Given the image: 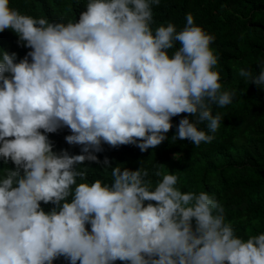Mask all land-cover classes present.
Segmentation results:
<instances>
[{"label": "clouds", "instance_id": "1", "mask_svg": "<svg viewBox=\"0 0 264 264\" xmlns=\"http://www.w3.org/2000/svg\"><path fill=\"white\" fill-rule=\"evenodd\" d=\"M160 2L87 0L78 21L64 23L0 0V32L30 49L18 61L0 51V157L14 166L0 169V264H264V233L238 237L208 192H182L164 165L152 181L112 156L156 148L180 114L195 120L180 119L172 139L210 144L222 122L211 105L233 102L215 70L214 36L191 13L179 31L171 22L153 30ZM258 66L239 75L260 87ZM205 122L207 131L197 127ZM61 136L82 154L53 151ZM96 153L105 171L116 165L111 183H89L78 167L100 163Z\"/></svg>", "mask_w": 264, "mask_h": 264}, {"label": "trees", "instance_id": "2", "mask_svg": "<svg viewBox=\"0 0 264 264\" xmlns=\"http://www.w3.org/2000/svg\"><path fill=\"white\" fill-rule=\"evenodd\" d=\"M9 3L21 14L46 17L50 22L58 18L67 23L78 21L87 0H9ZM188 13L197 26L215 38L210 47L218 57L215 70L220 73L222 91H235L230 105L223 108L211 105V114L222 117L218 131L209 133L215 139L199 147L188 140H173L180 119L187 116L190 122L195 120L192 115L180 114L172 118V128L156 148L142 153L135 146H123V153L112 156L117 166L122 164L129 170L147 168L152 181L156 177L152 175L155 166L164 165L163 172L180 178L176 186L182 192H208L224 206L226 221L232 223L235 234L246 240L250 235L264 233V85L248 83L239 71L251 69L258 73V65L264 66V0H161L158 7H153L151 27L154 30L171 22L179 31ZM17 39L11 30L0 32V51L15 52L18 61L30 49L18 44ZM174 50H169L170 56ZM197 127L207 131L206 122ZM64 137L55 141L53 151L82 154L80 146L68 145ZM168 152L179 154V158L171 160ZM96 155L100 163L85 161L78 167L86 170L89 183L96 179L111 183V167L116 165L105 171L101 154ZM5 167L14 166L10 161L5 165L0 157V169ZM41 207L47 212L53 205L41 203Z\"/></svg>", "mask_w": 264, "mask_h": 264}]
</instances>
